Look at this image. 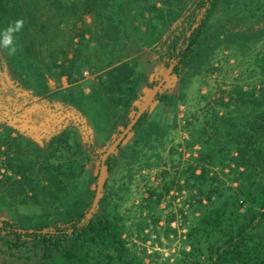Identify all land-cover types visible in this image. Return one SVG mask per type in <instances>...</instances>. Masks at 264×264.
I'll return each instance as SVG.
<instances>
[{
    "label": "trees",
    "instance_id": "1",
    "mask_svg": "<svg viewBox=\"0 0 264 264\" xmlns=\"http://www.w3.org/2000/svg\"><path fill=\"white\" fill-rule=\"evenodd\" d=\"M132 1L0 0V30L17 19L25 21L17 34L22 51L12 58L0 51V140L8 139L0 142V160L30 193L23 203L40 210L25 219L0 217V264H144L129 238L160 222L157 211L173 191L192 197V203L186 199L183 205L192 207L194 215L177 264H264V1L164 0V9H154L156 23L141 47L156 65L152 75L138 71L135 57H117L87 96L51 90L44 68L70 78L75 64L64 46H58V55L54 50L63 28L90 13L106 43H117L116 19ZM220 51L248 59L244 90L206 101L204 116L187 119L189 159L181 171L169 175L163 169L167 177L158 186L148 187L132 209H121L136 168L163 164L172 126L151 119V111L158 104L175 108L184 103V89L193 78L215 73ZM170 67L172 73L149 109L106 161L108 175L123 163L122 183L105 197L107 178L90 213L103 153ZM84 98L98 104L99 111L87 112ZM91 119L105 123V129L110 126L102 153ZM23 131L34 133L39 143L27 142L24 148Z\"/></svg>",
    "mask_w": 264,
    "mask_h": 264
},
{
    "label": "rangeland",
    "instance_id": "2",
    "mask_svg": "<svg viewBox=\"0 0 264 264\" xmlns=\"http://www.w3.org/2000/svg\"><path fill=\"white\" fill-rule=\"evenodd\" d=\"M184 4L190 0H182ZM264 1V0H263ZM164 0H133L130 5H124V14L117 22L120 27L119 40L117 43L107 42L101 37V25L96 18L86 13L75 26L63 28V38L54 47L58 55V46L68 51V59L75 61L72 76L67 78L61 76L58 69L44 68L48 87L55 90H68L76 98H81L79 91L87 96L91 93L93 86L98 79L104 75L106 67L117 57H135L138 64V71L150 76L156 70L147 48H141L145 43V38L149 34V27L156 22L154 9H164ZM71 37L75 40L70 41ZM263 44L253 48L258 51ZM62 62V60H60ZM249 58V65L251 64ZM66 63V62H65ZM244 55L238 52H217L214 58V67L217 69L213 75L206 77H196L184 89L185 102L179 103L175 108H166L158 104L151 111V119L158 121L162 125L172 126L162 149L163 164L160 168L143 170L136 168L137 177L128 192L121 209H128L138 205L142 195L150 186H158L160 181L167 176L161 171L166 169L169 175L178 174L189 159V153L185 151L184 142L188 139L187 119L191 122L200 119L207 112L204 103L208 100L213 102L219 96L226 99L236 88L244 90L246 80H244ZM60 63H57V65ZM66 66L68 65L65 64ZM143 88V86H141ZM85 110L90 114L99 111L98 104L83 99ZM105 123H97L91 119L90 127L96 141L98 151H105L104 140L107 129ZM1 133V132H0ZM22 146L25 148L27 142L38 144V138L32 132H22ZM8 141L1 136L0 142ZM130 141L125 142V146ZM6 151V148H1ZM0 160V217L19 218L34 217L40 210L31 204H24L23 201L30 195L26 188L22 187V180L14 176L11 172L5 171ZM98 166L97 162L92 164ZM85 174L81 180L87 179ZM126 174V168L120 162L115 170L108 175V184L105 188V197H108L114 187H118ZM28 192V193H27ZM184 191L171 192L166 197L162 206L158 209L160 222L156 225L148 224L146 230L137 234L134 233L129 238V245L132 251L142 260L144 264H177L181 253L185 250L184 234L188 225L194 219L192 207L184 206L187 200L193 202L192 197L186 198Z\"/></svg>",
    "mask_w": 264,
    "mask_h": 264
},
{
    "label": "water",
    "instance_id": "3",
    "mask_svg": "<svg viewBox=\"0 0 264 264\" xmlns=\"http://www.w3.org/2000/svg\"><path fill=\"white\" fill-rule=\"evenodd\" d=\"M171 73H172V67H170L165 72V74L163 75V77L161 78L159 83L156 85V87H154L152 92L145 99L142 106L137 111L134 119L129 123V125H127V127L120 133V135L115 139V141L110 146L107 147L106 151L103 153V155L101 157V162H100V167H99V172H98V177H97L96 195H95V199H94L90 213H92L93 210L96 208L98 201L101 197L104 185H105L107 178H108V165L106 164L108 157L115 153L117 147L122 143V141L125 139V137L130 133L133 125L137 122L139 117L149 109V107L153 103L156 95L160 92V90L162 89L164 84L169 79Z\"/></svg>",
    "mask_w": 264,
    "mask_h": 264
},
{
    "label": "clouds",
    "instance_id": "4",
    "mask_svg": "<svg viewBox=\"0 0 264 264\" xmlns=\"http://www.w3.org/2000/svg\"><path fill=\"white\" fill-rule=\"evenodd\" d=\"M24 23L23 19H17L0 30V51L5 52L10 58L16 57L22 51L17 34L23 29Z\"/></svg>",
    "mask_w": 264,
    "mask_h": 264
}]
</instances>
